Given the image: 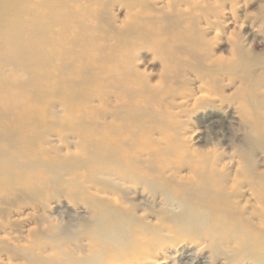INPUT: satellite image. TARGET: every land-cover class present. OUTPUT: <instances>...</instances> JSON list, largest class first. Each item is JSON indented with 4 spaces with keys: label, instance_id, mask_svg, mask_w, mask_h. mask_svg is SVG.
Listing matches in <instances>:
<instances>
[{
    "label": "bare ground",
    "instance_id": "6f19581e",
    "mask_svg": "<svg viewBox=\"0 0 264 264\" xmlns=\"http://www.w3.org/2000/svg\"><path fill=\"white\" fill-rule=\"evenodd\" d=\"M196 1L0 0V264H264V19Z\"/></svg>",
    "mask_w": 264,
    "mask_h": 264
},
{
    "label": "rangeland",
    "instance_id": "374dc122",
    "mask_svg": "<svg viewBox=\"0 0 264 264\" xmlns=\"http://www.w3.org/2000/svg\"><path fill=\"white\" fill-rule=\"evenodd\" d=\"M195 1L196 0H193V2H195ZM197 1H199V0H197ZM241 12L247 13L249 15V17L251 16V18H249V19L253 20L252 23L254 25L256 24V26H259L260 22H261V18L263 17V19H264V0H250V2L247 5H245L244 7L243 6H240V8L236 7L235 13H237V14H235V15H236V17H238V20H240L239 15H241ZM255 16L258 18H255ZM252 18H254V19H252ZM251 20H249V21L251 22ZM242 26L243 27L240 28V31L237 30V32H239L240 34H242L246 31V26L245 25H242ZM262 26L264 27V24L261 25L260 27H262ZM255 40H258L260 45L252 47V49L250 50V53L260 58V62L262 65V70H261L262 75L260 76V78H256V81H255V84L253 87L255 88V85H258L257 89L258 88L259 89L257 91V94H263L262 100L257 101V99H256V102H257L256 105H258V102L262 103V105H261L262 110H260V111H261V114L263 116V122H264V39L261 40V37L258 36V37H255ZM216 46L219 47V45H216ZM220 48L223 50L228 49L227 46H223V45H220ZM254 106H255V103H254ZM256 154H260L259 151H257ZM59 212H61V210H58V212L56 213L55 216H57V214ZM171 255L173 258H177V255H175V254H171ZM189 256H190V258H189ZM192 258H193V260H192ZM200 259L202 261V264L205 262H207L206 264L211 263V262L209 263L207 258H204V260H203V258H200ZM198 260H199V258L197 260L195 258V251L190 250L187 253H185L184 257L179 258L177 261L182 262L183 264H195Z\"/></svg>",
    "mask_w": 264,
    "mask_h": 264
}]
</instances>
